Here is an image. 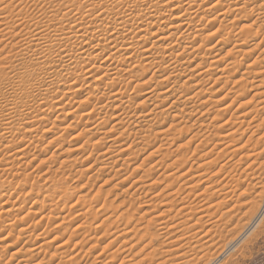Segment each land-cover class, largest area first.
I'll return each mask as SVG.
<instances>
[{"label":"rangeland","instance_id":"obj_1","mask_svg":"<svg viewBox=\"0 0 264 264\" xmlns=\"http://www.w3.org/2000/svg\"><path fill=\"white\" fill-rule=\"evenodd\" d=\"M11 1L13 0H0V7H3L4 3L5 5L10 4L7 5L8 12L7 9L5 11L0 10V19H3L0 26L3 25L4 27L1 26L3 30L0 27V31L3 32L0 33V59H2L0 61V239L5 237L4 245H0V264H264V108H259L264 105V81L262 77L264 73H261L264 72V67H262L264 64V12H262L264 11V0L257 1L255 11L253 9L250 11L249 7H247L249 10L246 9L243 13L241 12L243 10H240L242 15L239 14V10L233 9V6L238 7L239 4H229V8H232V10H230V14L228 13L229 17L226 16L223 21H220V17L217 18L218 20L213 19L218 13V8L223 6L214 7V4L217 2L227 3L226 0H196V2L188 3L192 8L191 12L193 10L198 12V19L194 22L195 25L193 24L198 32L196 35L190 34L186 38H179L178 45L169 49L177 54L184 46L185 51L190 50L188 45L199 46L197 50L189 55L184 52L182 56L180 54L176 57L178 61H182L183 65L181 64V66L183 69H181V66L177 67V64L171 61L176 59L174 57L175 53L172 54L173 52H171L170 57L166 55L169 54V50H166L169 46L166 45L154 47V51L149 54L151 62L149 59L145 60L140 51L145 44L150 42L152 36L147 34L144 37H139L144 32L139 33L134 28L142 27L146 22H139L140 26L136 25L137 23L134 26L132 24L128 25L131 27L128 28L127 26L129 30L138 32L132 39L135 47H133L134 54L132 55L130 52L127 55L128 57L125 55L126 60L124 57H116L113 61V68L108 71L109 73L102 72L105 70L103 64H101V60L104 59L102 56L90 60L83 57V59L78 58V56L77 59L67 62L69 66L67 64L64 67L63 62L53 56V53L47 54L42 57L43 59L37 58L39 50L41 51L40 46H32V48H29L30 51L28 49L20 50V52L14 50L20 49L22 45L25 46L23 44L25 41L22 40L27 38L28 31L31 34L32 27H35L34 24L46 27L49 20L52 23L60 22V13L67 9H72L74 14L71 13L70 15L72 17L70 20H72L76 16H80L79 13L74 11L75 8L79 7V10L81 9L83 13L93 9L94 16L103 7L112 8L114 12L116 10V13L119 14L125 12L124 8H126V11L129 9L126 13L136 14L137 11V14H139L143 12L142 7L138 8L133 1H128L125 5H118L120 10L112 5L111 0H72L73 2L71 0H28V3H25V0H16V3L14 0L15 3L13 4ZM201 2L203 3L200 4V8H197ZM93 7L98 8L97 12ZM22 8L24 10H20ZM26 10L27 12H25ZM13 11L15 12L12 13ZM57 11L60 13L56 14ZM43 12H46L47 15ZM112 12V15L103 16V19L94 22L96 32L100 33L102 30V32L106 31L107 33L112 30L111 27L114 23L110 22L112 21L111 17L116 16ZM163 13L165 19L173 20L169 12L165 13L163 11ZM15 14L18 16L16 17ZM40 14L41 16H38ZM51 14L52 16H49ZM243 14L246 16L244 17ZM44 15L50 18H43ZM54 15L55 17H53ZM27 16L28 19H26ZM91 16L93 15L91 14L88 19H91ZM14 20L15 22H12ZM50 22L49 24H52ZM66 22L63 21V23ZM105 22L109 23L105 24ZM18 23H22L20 24L21 28L17 25ZM29 24L32 27L29 28ZM242 24L245 26L242 27L244 32L241 30L239 34L238 30H240ZM14 25H16L15 29ZM26 27L28 28L26 29ZM21 29L23 30L21 31ZM167 30V27H162L160 32H166ZM173 30L174 28L171 31L175 32ZM226 32H230V40L227 38L229 42L225 43L224 46L219 43L220 47H215V50H211L212 53L208 55V48L212 47L211 45L214 44L217 38ZM249 32H251L250 35ZM49 34L44 33L41 35L39 43H47L46 40L50 36L53 38L52 32ZM226 34L228 35V33ZM167 35H169L167 42L175 41V38H177L176 34L167 33ZM243 35H247L248 38ZM242 36L246 38L243 39ZM224 37L226 36L224 35ZM238 37L245 40L243 47L232 45ZM17 42H21L17 44L19 47L15 46ZM107 42V40L100 41L101 49L107 48L105 47L108 46L106 44H109ZM119 42L123 43L124 41L117 39V43L120 45ZM163 46H166L164 47L166 49ZM33 48L38 51H34ZM233 48L240 49L235 50ZM241 49L243 52L244 50L245 52L248 51L243 53ZM229 50H231V54ZM33 51L36 53H33ZM164 53L166 54L164 55ZM213 53L219 55L213 56ZM28 54L29 56H27ZM217 55L219 58H223L220 61L221 64L218 62L208 69L206 74H199V72L207 69L206 63ZM234 57L235 60L231 63L239 62L238 67L232 64L237 67L236 69L229 63L230 59L232 60ZM170 58L171 60H168ZM138 60L142 64H139ZM145 61H149V63L147 64ZM225 61L229 63V68L228 63L225 65ZM168 62H171L172 65L174 63L176 70L178 69V71L175 70L167 74L169 79L176 80L174 85L170 83L171 80H160V77L166 74L168 70L160 71L159 69L168 67ZM55 66H57L56 69H54ZM89 66H93L95 69L99 68L93 77H85L88 74H83ZM226 66L231 70H227ZM245 66L247 69H245ZM155 67H158L159 71ZM258 68H261V70L259 71ZM49 69L52 76L49 75ZM114 69H117V73H115L116 71L112 72ZM141 69H147L148 71ZM244 69L246 71H242ZM256 70H258V73ZM46 72L47 74H45ZM242 73L245 75H242ZM96 74H99V77L102 75L100 77L102 79L97 78ZM195 74L196 78H194ZM110 75L111 77H108ZM200 75L204 76L201 77V81H198ZM43 76L52 78L48 81L47 78L44 80ZM148 76H151V78ZM70 77L73 79H70ZM218 77H221V79L218 80ZM110 78L111 80H109ZM76 80L75 84H77L68 93L64 84ZM116 80H118V83L115 84ZM110 81L111 83L114 82L111 84ZM202 82L204 87L203 85L200 86ZM168 84L173 91L169 89ZM212 84L213 86H211ZM79 85L82 87H79ZM91 85L94 88L93 90L90 87ZM75 87H79L81 90H75ZM108 87L116 90L121 89L122 94L117 91L120 96L126 92L125 96L119 97L121 102L120 99L116 100L115 97L111 96L114 91H109L110 93L108 92L105 96L102 95ZM198 89L202 92L195 93ZM149 94H151V97L145 98ZM188 94H192L191 98ZM63 95L64 97L61 98ZM184 95L185 97H183ZM219 95L225 96L219 99ZM177 97L182 99L178 100ZM192 98L195 101L191 103ZM202 98H208V100L203 103ZM126 101L130 103L127 104ZM119 102L123 105L120 106ZM177 102L180 103L178 106L175 105ZM227 102L230 104L228 108H226L227 106L224 107L228 104ZM181 103L184 105L181 106ZM187 103L190 108L186 106ZM13 104L15 105L13 109H16L14 113L11 109ZM47 105L53 108H49ZM61 106H63L62 110L59 109ZM92 106H95V108H92ZM192 106L194 107L193 110H191ZM222 106L224 107L223 110L226 109L225 111L220 110L219 107ZM175 107H180V109ZM182 107H185V109ZM177 111L182 118L177 116ZM180 112H183L184 115ZM129 113H133L132 115L135 118H132ZM23 114L27 115L23 116ZM82 114L85 117L81 116ZM88 115L89 117H86ZM112 116H114L113 119ZM119 116L118 120L117 117ZM141 116L144 117L141 118ZM15 117H17L16 120L13 119ZM23 117L25 118L23 119ZM4 120H7L5 124ZM94 125L97 126L94 128ZM181 127L186 129L184 130ZM231 127L234 130L228 132ZM221 133L225 137L224 139ZM232 133H235V135ZM229 134H232V138L235 139H229L233 141H231L232 145L230 141H226ZM249 136L250 139H248ZM254 139H256V142ZM257 140L259 141L257 142ZM200 146L203 148L201 149ZM214 147L216 150L213 149ZM234 148L237 150L235 151ZM232 149L235 151L234 154L231 153ZM209 150L212 152L210 151L211 153L208 154ZM102 151H105V155ZM218 152L222 153L217 154ZM111 154L112 156H109ZM215 155L218 157L213 158L212 156ZM243 155L246 157H243ZM209 156L216 160L211 162L213 159ZM224 161L227 162L226 170H220L225 163ZM205 163L208 164L205 165ZM200 167L203 170L201 171L203 172L202 179L212 174L215 176L213 179L216 180L214 183L213 181L209 182V184L206 183L208 181H204L205 183L202 182L199 187H194L195 190L193 191L186 190L188 189L186 186L192 185L191 183L195 180L192 177L194 176L192 172L194 173ZM205 168L207 169L205 170ZM227 169H230V172ZM175 173L178 174L175 176ZM188 173L192 176L190 177ZM166 175L170 178H167ZM205 184H213L207 192L203 189ZM223 184L227 188L224 189L226 191L224 195V191L221 190L224 186H221V189L218 187ZM174 185H181L184 188L177 197L171 196L173 198H168L166 194ZM212 195L216 196L209 200ZM221 195L224 198L221 199ZM180 196L183 197L182 201L179 199ZM220 200L223 203H219ZM2 202L7 203L5 205ZM199 204L203 206L200 207ZM13 207L18 210H13ZM78 213L80 214L78 215ZM159 218L165 220L164 223L162 222L163 224H161L160 221L162 220ZM160 224L163 227L165 225V227L161 228ZM169 227L171 228L169 229ZM166 228L168 232L165 231ZM36 237L38 239L42 237V240L40 239L42 242L38 239L34 240ZM39 242L43 243L42 245L39 244L40 247L38 246ZM3 243L0 242V244ZM9 244L11 246H8ZM72 257L74 259H70Z\"/></svg>","mask_w":264,"mask_h":264},{"label":"bare ground","instance_id":"obj_2","mask_svg":"<svg viewBox=\"0 0 264 264\" xmlns=\"http://www.w3.org/2000/svg\"><path fill=\"white\" fill-rule=\"evenodd\" d=\"M10 1V0H9ZM14 1V0H13ZM13 1H11L12 2V4L13 3H15L16 2V0H15V2H13ZM19 1V0H18ZM24 1V0H23ZM23 1H21V2H23ZM28 0H25V3H28L29 1H31V0H29L28 2H27ZM66 1V0H65ZM68 1V0H67ZM72 1V0H71ZM78 1V0H77ZM89 1H91V0H89ZM107 1V0H106ZM128 1H133L134 2V4H136V6L139 8V7H142L143 8V12H141V13H139V14H137L138 12L136 11V14L134 13V14H132V13H126V12H128V10L126 11V8H124L125 9V12H123V13H121V14H119V13H116V10H115V12H114V10H112V8H104L103 7V9L101 10V11H99V12H97V9L98 8H94V10L98 13V14H96V16H94V12H93V9H90V10H87L86 11V13H83V11H81V9L79 10V8H75L74 9V11H75V13H79L80 14V16H74L75 18L74 19H72V20H70L72 17H70V15H71V13H72V9H67V10H65L63 13H60V12H62L61 11V9H59V11H57L56 12V14H58V13H60V16L61 17H59L60 18V22H54V23H52V22H50V20H49V22L50 23H52V24H49V22H48V26H46V27H44V26H39L38 24H34L35 25V27L33 28L32 26H30V24L32 25V23H30L29 24V28L30 27H32V31H31V34H30V31H28V36H27V38L24 40H22L24 43V45L25 46H21V48L19 49L18 48V50H14V51H19L20 52V50H24V49H28V51H30L29 50V48L31 47L32 48V46H35V45H37V46H40L41 47V51L39 50V53H38V57L37 58H40V59H43L42 57H44V56H46L47 54H50V53H53L54 55L53 56H56L57 58H58V60L61 62H63V66L65 65H67L69 62L68 61H70V60H74V59H77V57L78 58H85V59H88V60H90V59H95V58H99L100 56H102L104 59L103 60H101V64H103V67H104V71H102V72H105V73H109L108 71H111V69L113 68L112 66H113V61L115 60V58L116 57H118V58H123L124 57V59H125V55H126V57H128L127 55L131 52L132 53V55L134 54L133 53V49L135 48L134 46H133V42H132V39H134V36H136L137 35V33L139 32H144L143 34H140V36L139 37H144L145 35H150V36H152V39L150 40V42L149 43H147V44H145V46H144V48H142L141 49V53L143 54L142 56H144V58H145V60L146 59H149V54L151 53V51H154L153 50V48L154 47H159V46H161V45H166V46H169V48L168 49H166V48H164V47H166V46H163V48L164 49H166V50H169V49H171V48H173L174 46H177L178 44V40H179V38H186V37H188V36H190V34H193V35H196V33L198 32V29H195L194 27H193V24L195 25V21H196V19H198L197 17H198V12L197 11H194L193 10V12H191L192 11V8H190V6H189V4L188 3H190V2H196V0H168V1H166V0H111L110 2H112V5H115L116 6V8H118L119 9V6L120 5H122V4H126ZM198 1V0H197ZM205 1V0H204ZM227 1V3L225 2H217L216 4H214V7L216 6H219V5H223L222 7H220V8H218V13L216 14V17H214L213 19H217L218 17H220L219 19H220V21L222 20L223 21V19L224 18H226V16H228L229 17V15H228V13L230 12V10H232V8H229L230 6H229V4H239V5H243V6H239L238 5V7L237 6H233V9H237V10H239L238 12H240V10H243V11H241L242 13L244 12V11H246V9H247V7H249L250 8V11L253 9L254 10V8H256L257 6V1L258 0H226ZM73 2V1H72ZM7 3H9L8 1H7ZM6 3V4H7ZM17 3V2H16ZM69 3V2H68ZM132 3V2H131ZM203 2H201V3H199V7H197V8H200V4H202ZM243 3V4H242ZM3 4V3H2ZM22 4V3H21ZM71 4V3H70ZM79 4V3H78ZM92 4V3H91ZM96 4V3H95ZM134 4H132V5H134ZM195 4H197V3H195ZM235 4V5H236ZM8 5V4H7ZM5 5V3L3 4V7H0V10H6L7 9V7L10 5ZM23 5V4H22ZM25 6H26V4H24ZM67 5V4H66ZM72 5V4H71ZM76 5V4H75ZM109 5V4H108ZM119 5V6H118ZM132 5H130L131 7H132ZM191 5H193V4H191ZM213 5V4H212ZM13 6H15V5H13ZM17 6H19V5H17ZM34 6V5H33ZM93 6V5H92ZM118 6V7H117ZM128 6H129V4H128ZM135 6V5H134ZM22 7V6H21ZM31 7V6H30ZM102 7V6H101ZM109 7V6H108ZM126 7H127V5H126ZM16 8V7H15ZM14 8V9H15ZM115 8V7H114ZM121 8V7H120ZM134 8V7H133ZM242 8H244V9H242ZM264 8V7H263ZM41 9V8H40ZM39 9V10H40ZM45 9V8H44ZM86 9V8H85ZM117 9V10H118ZM189 9H191V10H189ZM206 9V8H205ZM257 9V8H256ZM261 9V8H260ZM16 10H17V8H16ZM20 10H24L23 8L22 9H20ZM20 10H19V12H20ZM38 10V11H39ZM79 10V11H78ZM120 10V9H119ZM122 10V9H121ZM142 10V9H141ZM198 10V9H197ZM216 10V9H215ZM236 10V11H237ZM247 10H249V9H247ZM261 10H263V9H261ZM3 11V12H4ZM7 12L9 11L8 9L6 10ZM73 11V12H74ZM114 12L115 14H116V16H112L111 18H112V21H110V22H113L114 23V25H112V27H111V29L112 30H110L109 32H107L106 33V31H103L102 32V30H101V32L99 33V32H96L95 31V26H94V22H96V21H99L103 16L105 17V16H109V14H111V12ZM163 11L166 13V12H169L170 13V15L172 16V18L171 19H173V20H171V21H169L168 19H165L164 18V16H163ZM190 11V12H189ZM255 11V10H254ZM253 11V12H254ZM15 11H13L12 13H14ZM23 12V11H22ZM25 12H27V10L25 11ZM35 12V11H34ZM55 12V11H54ZM54 12H52V13H54ZM112 12V13H113ZM202 12V11H201ZM237 12V13H238ZM241 12L239 13L240 15H242L241 14ZM262 12H264V11H262ZM11 13V12H10ZM11 13V14H12ZM24 13V12H23ZM44 13V12H43ZM42 13V14H43ZM251 13V12H250ZM260 13V12H259ZM6 14V13H5ZM8 14V13H7ZM18 14H20V13H18ZM35 14H37V13H35ZM34 14V15H35ZM44 14H46V12L44 13ZM55 14V15H56ZM73 14V13H72ZM93 15V16H91L92 18L91 19H88V17H90V15ZM118 14V15H117ZM191 14H192V16H191ZM203 14V13H202ZM230 14V13H229ZM234 14V13H233ZM262 14V13H261ZM3 15V14H2ZM22 15H24V14H22ZM47 15V14H46ZM55 15L53 16V17H55ZM74 15V14H73ZM112 15V14H111ZM110 15V16H111ZM114 15V14H113ZM167 15V14H166ZM237 15V14H236ZM244 15V14H243ZM14 16V15H13ZM12 16V17H13ZM15 16H16V14H15ZM18 16V15H17ZM16 16V17H17ZM20 16H21V14H20ZM19 16V18H21ZM38 16H41V14L40 15H38ZM49 16H52V14L51 15H49ZM48 16V17H49ZM168 16H169V14H168ZM234 16V15H233ZM239 16V15H238ZM237 16V17H238ZM246 15H244V17H245ZM247 16H249V15H247ZM257 16V15H256ZM259 16V15H258ZM11 17V16H10ZM43 18L44 17H46L45 15L44 16H42ZM48 17H46V18H48ZM100 17V18H99ZM166 17V16H165ZM235 17V16H234ZM249 17H251V16H249ZM248 17V18H249ZM261 17V16H260ZM14 18V17H13ZM37 18V17H36ZM50 18V17H49ZM236 18V17H235ZM257 18V17H256ZM7 19V18H6ZM15 20H17L16 18H14ZM24 19V18H23ZM26 19H28V16H27V18ZM37 19H39V18H37ZM42 19V18H41ZM52 19V18H51ZM55 19V18H54ZM57 19H58V17H57ZM57 19H55V20H57ZM103 19V18H102ZM228 19V18H227ZM229 19H232V18H229ZM254 19H255V17H254ZM1 20H3L2 18L0 19V22H1ZM15 20L14 21H12V22H15ZM35 20V19H34ZM218 20V19H217ZM226 20V19H225ZM247 20V19H246ZM245 20V21H246ZM5 21V20H4ZM10 21V20H9ZM19 21V20H18ZM21 21V20H20ZM48 21V20H47ZM63 21L65 22V21H67L66 23H63ZM102 21V20H101ZM100 21V22H101ZM138 21V22H137ZM142 21H145L146 23H145V25L144 26H142V27H138V28H134V30H136V31H138V32H136V31H132V30H129L128 28L130 27V26H128V25H133L134 26V24H136V25H139L140 26V24H138L139 22L141 23ZM237 21V20H236ZM240 21V20H239ZM255 21V20H254ZM253 21V22H254ZM23 22H25V21H23ZM22 22V23H23ZM35 22H37V21H35ZM230 22V21H229ZM253 22H251V24H253ZM22 23H18L17 25H19V27L21 26L20 24H22ZM39 23L41 24V22L39 21ZM109 23V22H108ZM107 22H105V24H108ZM14 24V23H13ZM44 24V23H43ZM102 24H104V23H102ZM112 24V23H111ZM245 24V23H244ZM46 25V24H45ZM162 25V26H161ZM2 27H3V25H1ZM0 26V27H1ZM12 27H13V25H11ZM10 26V27H11ZM15 26L16 25H14V29H15ZM127 26H128V28H127ZM241 26V25H240ZM255 26H257V25H255ZM259 26H260V24H259ZM1 27V28H2ZM7 27V26H6ZM11 27V28H12ZM18 27V26H17ZM109 27V26H108ZM162 27H167V31L166 32H160V30L162 29ZM244 28L245 26L242 24V26H241V28ZM251 27V26H250ZM4 28V27H3ZM3 28H2V30H3ZM21 28V27H20ZM19 28V29H20ZM28 27H26V29H27ZM99 28H101V26H99ZM131 28V27H130ZM172 28H174V30L173 31H175V32H172L171 31V29ZM225 28V27H224ZM240 28V30H238V33L240 34L241 33V30L243 31V28L241 29ZM8 30L10 29L9 27L7 28ZM110 29V28H109ZM153 29V30H152ZM155 29V30H154ZM250 29V28H249ZM13 30V29H12ZM23 29H21V31H22ZM48 30V32H46ZM260 30V29H259ZM49 31H51L52 32V35H53V38H51L52 36H50V38H48V40H46L47 39V37H46V35H44L45 37H46V41H47V43H44V44H40L39 43V37L41 36V35H43L44 33L46 34V33H50L51 34V32H49ZM2 31H0V33H1ZM244 32V31H243ZM252 32V31H251ZM251 32H249V35L251 34ZM3 33V32H2ZM97 33H99V34H97ZM167 33H172L173 35H177V38H175V41H171V42H167V40H168V37H169V35H167ZM226 33H228V35L226 34ZM224 35L226 36V37H224V35H221L219 38H217V40L214 42V44L213 45H211L212 47H209L208 49V55H210V53H212L211 52V50H215V47H220V45H219V43H221V45L222 46H224V45H226L225 43H227V42H229V33L230 32H226ZM232 33V32H231ZM237 33V32H236ZM247 33V32H246ZM253 33V32H252ZM264 33V32H263ZM19 34V33H18ZM27 34V33H26ZM49 34V35H50ZM243 34V33H242ZM6 35V34H5ZM231 35V34H230ZM233 35V34H232ZM231 35V36H232ZM248 35V36H249ZM21 36V35H20ZM23 36V35H22ZM234 36H235V34H234ZM233 36V37H234ZM239 36V35H238ZM243 36H246L247 37V35H243ZM243 36H242V38H243ZM256 36V35H255ZM264 36V35H263ZM16 37V36H15ZM42 37V36H41ZM246 37H244V38H246ZM13 38V37H12ZM226 38V39H225ZM229 40H228V39ZM243 38V39H244ZM248 38V37H247ZM117 39H119V41L121 40V41H124L123 43H121V42H119L120 43V45L117 43ZM252 39V38H251ZM251 39H249V40H251ZM263 39V38H262ZM45 40H41V41H45ZM103 40H107L108 42L107 43H109V44H106V45H108V46H105V45H103V46H105V47H107V48H105V49H101V43H100V41H103ZM232 40V39H231ZM233 40H234V38H233ZM20 41V40H19ZM21 41V42H22ZM94 41H97L96 43L94 42ZM244 41L245 40H241V37L239 38H236V40H234L233 41V46L234 47H243V45H244ZM20 42V43H21ZM94 42V43H93ZM20 43H16V45L15 46H18L17 44H20ZM169 43H171L170 45H168ZM257 43H259V42H257ZM262 43V42H261ZM105 44V43H104ZM246 44V43H245ZM260 44V43H259ZM187 46V45H186ZM14 47V46H13ZM19 47V46H18ZM134 47V48H133ZM198 47L199 46H193V45H188V49L190 48V50H184L185 49V46L183 47V49L179 52L178 50H177V52H179V53H177L176 54V52L175 51H173V50H169V54L167 53H164V55L166 54L168 57H170L169 55H171V52H173L172 54H174L175 53V58L176 57H178V55H180L181 54V56H182V54L184 53V52H186L187 54L186 55H189L190 53H192V52H194V50H197L198 49ZM232 47V46H231ZM230 47V48H231ZM250 47V46H249ZM264 47V46H263ZM17 48V47H16ZM35 48V47H34ZM33 48V50L34 51H38V50H36V49H34ZM37 48V47H36ZM137 48V47H136ZM229 48V49H230ZM100 49V50H99ZM160 49H162V48H160ZM206 49V48H205ZM220 49V48H219ZM233 49H235V48H233ZM238 49H240V48H237V49H235V50H238ZM243 49V48H242ZM241 49V50H242ZM264 49V48H263ZM180 50V49H179ZM232 50V49H231ZM231 50H229V53L231 52ZM250 50V49H249ZM32 51V50H31ZM33 51V53H36V52H34ZM165 51V50H164ZM163 51V52H164ZM248 51V50H247ZM246 51V52H247ZM18 52V53H19ZM233 52H235L234 50H233ZM242 52H243V50H242ZM244 52H245V50H244ZM243 52V53H244ZM245 52V53H246ZM26 53V52H25ZM24 53V54H25ZM29 53V52H28ZM160 53V52H159ZM203 53H205V52H203ZM228 53V52H227ZM214 54V53H213ZM216 54H218V53H215L213 56H215ZM231 54V53H230ZM19 55H20V53H19ZM153 55V54H152ZM177 55V56H176ZM203 55H205V54H203ZM219 55V54H218ZM218 55L216 56V57H212V59L209 61V62H207L206 63V65H207V69H205V70H203V71H201V72H199V74L200 73H204V74H206V71H208V69H210L213 65H215L216 63H220V61L223 59L222 57H218ZM227 55H229V54H227ZM27 56H29V54L27 55ZM31 56H32V54H31ZM52 56V57H53ZM131 56V54L129 55V57ZM11 57H13V56H11ZM55 57V58H56ZM164 57V56H163ZM166 57V56H165ZM172 57V56H171ZM180 57V56H179ZM30 58V57H29ZM82 58V59H83ZM151 58V57H150ZM159 58V57H158ZM185 58H187V57H185ZM27 59V58H26ZM34 59V58H33ZM44 59H46V58H44ZM48 59V58H47ZM51 59V58H50ZM49 59V60H50ZM53 59H54V57H53ZM165 59V58H164ZM180 59V58H179ZM182 59V58H181ZM226 59V58H225ZM2 59H0V61H1ZM32 60V59H31ZM36 60V59H35ZM120 60V59H119ZM121 60H123V59H121ZM126 60V59H125ZM137 60V59H136ZM163 60V59H162ZM168 60H171V58L170 59H168ZM167 60V61H168ZM233 60H235V57H234V59H230V62H229V60H227L229 63H231ZM256 60V59H255ZM255 60H253V61H255ZM42 61V60H41ZM43 61H45V60H43ZM52 61V60H51ZM50 61V62H51ZM71 61V62H72ZM144 61V60H143ZM149 61L151 62V60L149 59ZM149 61H145V63H149ZM153 61V60H152ZM172 62H174V63H176L177 64V67H179V66H181V64H182V61H178V59L176 58L175 60H171ZM186 61V60H185ZM203 61V60H202ZM5 62H7V61H5ZM38 62H39V60H38ZM57 62V61H56ZM68 62V63H67ZM120 62V61H119ZM141 61H139L138 60V63L139 64H142V63H140ZM156 62V61H155ZM201 62V61H200ZM226 62V61H225ZM228 62H226V64L225 65H227V63ZM235 62V61H234ZM237 62H238V60H237ZM52 63V62H51ZM50 63V64H51ZM76 63V62H75ZM144 63V62H143ZM171 62H168V67H165V68H156L157 70L159 69L160 71H162V70H164V69H167L168 70V72L166 73V74H162L163 76H161L160 77V80L161 81H170L171 79H169V77H167L168 75L167 74H170L172 71H175L176 70V65L173 63V65L172 64H170ZM187 63V62H186ZM196 63H198V62H196ZM229 63H228V65H229ZM239 63V62H238ZM238 63H231V66H233L232 64H234V65H237ZM250 63V62H249ZM253 63V62H252ZM40 64H41V62H40ZM54 64V63H53ZM59 64V63H58ZM90 64V63H89ZM94 64V63H93ZM152 64H153V62H152ZM201 64V63H200ZM199 64V65H200ZM221 64V63H220ZM241 64V63H240ZM251 64V63H250ZM57 65V64H56ZM71 65H72V63H71ZM91 65V64H90ZM144 66L146 65V64H143ZM150 65V64H149ZM157 65V64H156ZM183 65V64H182ZM187 65H189V64H187ZM198 65V64H197ZM224 65V66H225ZM252 65V64H251ZM64 66V67H65ZM68 66H69V64H68ZM73 66V65H72ZM75 66V65H74ZM120 66V65H119ZM128 66V65H127ZM134 66V65H133ZM195 66V65H194ZM194 66H193V68H194ZM223 66V65H222ZM221 66V67H222ZM253 66V65H252ZM251 66V67H252ZM56 67L57 66H55V68L54 69H56ZM62 67V66H61ZM71 67V66H70ZM141 67H143V66H141ZM140 67V68H141ZM184 68H185V66H183ZM192 67V66H191ZM230 67V65L228 66V68ZM233 67H235V66H233ZM237 67H238V65H237ZM237 67H235V69L237 68ZM262 67H264V64H263V66ZM4 68V67H3ZM50 68V67H49ZM53 68V67H52ZM72 68V67H71ZM115 68V67H114ZM117 68V67H116ZM146 68V67H145ZM151 68V67H150ZM190 68V67H189ZM193 68H191V69H193ZM226 68H227V66H226ZM227 68V70H231V69H228ZM232 68V67H231ZM45 69V68H44ZM47 69V68H46ZM54 69H53V71H54ZM59 69H61V68H59ZM63 69V68H62ZM61 69V70H62ZM103 69V68H102ZM128 69V68H127ZM133 69V68H132ZM148 69V68H147ZM146 69V70H147ZM181 69H183L182 68V66H181ZM196 69V68H195ZM219 69H221V68H219ZM233 69V68H232ZM245 69H247L246 68V66H245ZM242 70V71H246V70ZM250 69V68H249ZM50 70V69H49ZM69 70H71V69H69ZM68 70V71H69ZM99 70V68H97V69H95L93 66H89V67H87L85 70H84V72H83V74L84 75H87V76H85V77H93V75H95V72L96 71H98ZM141 70H143V69H141ZM146 70H143V71H146ZM158 70V71H159ZM185 70V69H184ZM225 70V69H224ZM223 70V71H224ZM258 70L260 71L261 70V68L259 69L258 68ZM258 70H256V72L258 71ZM44 71H46V70H44ZM48 71V70H47ZM67 71V72H68ZM72 71V70H71ZM70 71V72H71ZM74 71H76V70H74ZM73 71V72H74ZM113 71H116L115 73H117V69H114V70H112V72ZM148 71V70H147ZM176 71H178V69L176 70ZM193 71V70H192ZM222 71V72H223ZM239 71V70H238ZM69 72V73H70ZM102 72H100V73H102ZM155 72L157 73V71L155 70ZM232 72V71H231ZM247 72H250V71H247ZM43 73V72H42ZM51 70H50V72H49V75L50 76H52L51 74ZM99 73V74H100ZM127 73V72H126ZM137 73V72H136ZM143 73H145V72H143ZM159 73V72H158ZM173 73H176V72H173ZM198 73V72H197ZM196 73V74H197ZM258 73V72H257ZM260 73V72H259ZM262 74L264 73V72H261ZM45 74H47V72L45 73ZM72 74H74V73H72ZM81 74V73H80ZM99 74H96L97 75V78L99 77L98 75ZM118 74H119V72H118ZM138 74V73H137ZM147 74V73H146ZM180 74V73H179ZM178 74V75H179ZM196 74H195V77L194 78H196ZM240 74V73H239ZM244 73H242V75H243ZM49 75H47V76H49ZM70 75H71V73H70ZM78 75V74H77ZM105 75V74H104ZM103 75V76H104ZM107 75V74H106ZM150 75V74H149ZM202 75V74H201ZM200 75V79L198 78L197 80L199 81H201V77H203V76H201ZM221 75V74H220ZM237 75V74H236ZM245 75V74H244ZM47 76L46 77H44L43 76V78H44V80L47 78ZM75 76H76V74H75ZM82 76V75H81ZM102 76V75H101ZM100 76V77H101ZM147 76V75H146ZM177 76V75H176ZM199 76V75H198ZM207 76V75H206ZM228 76V75H227ZM241 76V75H240ZM239 76V77H240ZM246 76H247V74H246ZM257 76V75H256ZM261 76V75H260ZM54 77H55V75H54ZM72 77V76H71ZM70 77V79H73V78H71ZM73 77H74V75H73ZM95 77V76H94ZM99 77V78H100ZM105 77V76H104ZM107 77V76H106ZM108 77H111V75L110 76H108ZM118 77H119V75H118ZM123 77V76H122ZM143 77V76H142ZM148 77H150L151 78V76H148ZM191 77V76H190ZM223 77H225V76H223ZM222 77V78H223ZM242 77H244V76H242ZM257 77H259V76H257ZM263 77V81H264V76H262ZM262 77H261V79H262ZM43 78H41V79H43ZM50 78H52V77H50ZM50 78H47L48 79V81L50 80ZM57 78V77H56ZM55 78V79H56ZM75 78V77H74ZM115 78V77H114ZM117 78V77H116ZM120 78V77H119ZM118 78V79H119ZM139 78V77H138ZM221 79V77H218V80H220ZM94 79V78H93ZM100 79H102V78H100ZM99 79V81H101ZM121 79V78H120ZM153 79V78H152ZM205 79H207V78H205ZM260 78H259V80H261ZM44 80H43V82H44ZM68 80V79H67ZM66 80V81H67ZM78 80V79H77ZM77 80L76 81H73L72 83H71V81L70 82H67L66 84H64V86H65V89H66V91L68 92V93H70L72 90L71 89H73L74 87L73 86H75L76 84H75V82H77ZM109 80H111V78L109 79ZM115 80V79H114ZM122 80H124V79H122ZM135 80V79H134ZM175 80V79H174ZM174 80H171V84H175L176 83V80L174 81ZM238 80V79H237ZM241 80H242V78H241ZM258 80V79H257ZM258 80V81H259ZM42 81V80H41ZM52 81V80H51ZM159 81V80H158ZM246 81V80H245ZM262 81V82H263ZM40 82V81H39ZM46 83H47V81H45ZM96 82V81H95ZM114 82V81H113ZM112 82V83H113ZM116 82L118 83V80H116L114 83L116 84ZM121 82V81H120ZM135 82V81H134ZM187 82V81H186ZM194 82H195V80H194ZM204 82V81H203ZM203 82H202V84L200 85V86H202L203 85V87H204V84H203ZM251 82V81H250ZM50 83V82H49ZM64 83V82H63ZM68 83H70L69 85H68ZM84 83V82H83ZM90 83V82H89ZM104 83V82H103ZM110 83H111V81H110ZM111 83V84H112ZM248 83V82H247ZM81 84V83H80ZM86 84V83H85ZM98 84H100V83H98ZM114 84V86H116ZM121 84V83H120ZM123 84H124V82H123ZM144 84V83H143ZM214 84V83H213ZM213 84L211 85V86H213ZM263 84H264V82H263ZM37 85V84H36ZM40 85H41V83H40ZM81 85H83V84H81ZM81 85H79V87H82ZM100 85H102V84H100ZM105 85V84H104ZM172 85V86H173ZM187 85V84H186ZM195 85H198V84H195ZM244 85H245V83H244ZM247 85V84H246ZM260 85V84H259ZM107 86H109V85H107ZM110 86H112V85H110ZM211 86H210V89H211ZM35 87V86H34ZM55 87H56V85H55ZM73 87V88H72ZM77 87V86H76ZM75 87V90H79L80 88L78 87V88H76ZM90 87H92V85L90 86ZM89 87V88H90ZM101 87V86H100ZM104 87V86H103ZM168 87H169V84H168ZM182 87V86H181ZM207 87V86H206ZM221 88H222V86H220ZM40 88V87H39ZM96 88V87H95ZM98 88H99V86H98ZM172 87L170 86L169 87V89H171ZM185 88V87H184ZM198 88V87H197ZM36 89V88H35ZM42 90H43V87L41 88ZM94 88L92 87V90H93ZM152 89V88H151ZM177 89V88H176ZM208 89V88H207ZM243 89V88H242ZM81 90V89H80ZM121 89H119V90H116V89H114V88H111V87H108L104 92L103 91H100V92H103L102 93V95L103 96H105L106 94H108V92L110 91V92H112V91H114V92H112V95L111 96H113V97H115L116 98V100H118V99H120L119 101L121 102V98H119V97H122V96H125V93L122 95V96H120V94H122V92L123 91H120ZM155 90V89H154ZM166 90H168V89H166ZM172 90V89H171ZM196 90V89H195ZM194 90V91H195ZM205 90V89H204ZM203 90V91H204ZM218 90H219V88H218ZM35 91H37V90H35ZM63 91V90H62ZM117 91H120V92H118V93H120L119 95L117 94ZM173 91V90H172ZM171 91V92H172ZM201 90H197L195 93H199ZM206 91V90H205ZM204 91V92H205ZM220 91H221V89H220ZM40 92H43V91H40ZM74 92V91H73ZM109 92V93H110ZM149 92V91H148ZM175 92V91H174ZM202 92V91H201ZM216 92V91H215ZM68 93H66V94H68ZM152 93V92H151ZM155 93H156V91H155ZM159 94H162V93H160V92H158ZM157 93V94H158ZM165 93V92H164ZM169 93H170V91H169ZM180 93V92H179ZM190 93V92H189ZM193 93V92H192ZM64 95H65V93H63ZM152 94H154V93H152ZM158 94V95H159ZM194 94V93H193ZM221 94V93H220ZM37 95V94H36ZM64 95L61 97V98H63L64 97ZM172 95V94H171ZM189 95V97L191 98V95L190 94H188ZM198 95V94H197ZM255 95V94H254ZM38 96V95H37ZM40 96V95H39ZM103 96H101V97H103ZM127 96V95H126ZM145 96V95H144ZM163 96V95H162ZM167 96V95H166ZM193 96H195V95H193ZM225 96V95H224ZM224 96H218L219 97V99H221V97H223L224 98ZM108 97V96H107ZM128 97V96H127ZM127 97H126V99H127ZM147 97H151V94H149L148 96H146L145 98H147ZM154 97H156V96H154ZM153 97V98H154ZM168 97V96H167ZM181 97H182V95H181ZM183 97H185V95L183 96ZM188 97V96H187ZM43 98V97H42ZM144 98V99H145ZM179 97H177V99H178ZM222 98V99H223ZM130 99V98H129ZM151 99V98H150ZM155 99V98H154ZM154 99H152V100H154ZM169 99V98H168ZM180 99H182V98H180ZM180 99H178V100H180ZM185 99V98H184ZM187 99V98H186ZM189 99V98H188ZM187 99V100H188ZM193 99V98H192ZM191 99V100H192ZM197 99V98H196ZM204 99V100H203ZM42 100H44V99H42ZM56 100V99H55ZM58 100H60V99H58ZM156 100V99H155ZM186 100V101H187ZM208 100V98H202V102L203 103H205L206 101ZM224 100V99H223ZM122 101H123V99H122ZM129 101V100H128ZM128 101H126L127 102V104L128 103H130V102H128ZM142 101V100H141ZM145 101H146V99H145ZM144 101V102H145ZM161 101V100H160ZM193 101H195L194 99L191 101V103L193 102ZM67 102V101H66ZM116 102H118V101H116ZM120 102L118 103V104H120ZM176 102V101H175ZM183 102H185L184 100H183ZM188 102V101H187ZM54 103V102H53ZM52 103V105H54ZM57 103V102H56ZM143 103V102H142ZM199 103H200V99H199ZM228 103V102H227ZM226 103V104H227ZM12 104V103H11ZM28 104V103H27ZM178 104H180V103H178L177 102V104L175 103V105H177L178 106ZM186 104V103H185ZM188 104V103H187ZM197 104V103H196ZM202 104V103H201ZM46 105V104H45ZM60 105V104H59ZM94 105V104H93ZM123 105V104H122ZM121 104H120V106H122ZM174 105V104H173ZM184 105V104H183ZM182 105V103H181V106H183ZM230 106V104L228 103L227 105H223L224 107H226V108H228L229 106ZM12 106V105H11ZM15 105L13 104V106L11 107V109H13V107H14ZM17 106V105H16ZM37 106V105H36ZM96 106H97V104H96ZM119 106V107H120ZM187 107H189V104L188 105H186ZM219 107V108H221L220 110H222V111H225L226 109H222V108H224V107ZM47 107H49V108H53V107H51V106H49V105H47ZM127 107H128V105H127ZM193 107V106H192ZM197 107V106H196ZM10 108V107H9ZM30 108V107H29ZM41 108V107H40ZM92 108H95V106L93 107L92 106ZM121 108V107H120ZM158 108V107H157ZM162 108V107H161ZM176 108V107H175ZM182 108H184L185 109V107H182ZM190 108V107H189ZM260 109L261 108H264V105L262 106V107H259ZM36 109V108H35ZM59 109L60 110H62L63 109V106H61V107H59ZM58 109V110H59ZM119 109V108H118ZM125 109H126V107H125ZM147 109V108H146ZM176 109H180V107L179 108H176ZM194 109V107L191 109V110H193ZM206 109V108H205ZM8 110H10V109H8ZM14 110H16V109H13V113H14ZM162 110V109H161ZM187 110V109H186ZM191 110H189V111H191ZM255 111H256V109H254ZM253 110V111H254ZM7 111V110H6ZM23 111V110H22ZM39 111H41L40 109H39ZM39 111H38V113H39ZM91 111V110H90ZM143 111V110H142ZM148 111V110H147ZM180 111H184V110H180ZM208 111V110H207ZM10 113L12 112V110L11 111H9ZM18 112V111H17ZM30 112V111H29ZM34 112V111H33ZM37 112V111H36ZM43 112V111H42ZM93 112H94V110H93ZM119 112V111H118ZM128 112V111H127ZM136 112V111H135ZM153 112V111H152ZM155 112V111H154ZM161 112V111H160ZM164 112V111H163ZM204 112V111H203ZM206 112V111H205ZM218 112H219V110H218ZM221 112V111H220ZM257 113H258V111H256ZM12 113V114H13ZM16 113V112H15ZM23 113V112H22ZM25 113V112H24ZM37 113V114H38ZM69 113V112H68ZM84 113H86V112H84ZM88 113H89V111H88ZM176 113H178V111L176 112ZM180 113H182L183 114V112H180ZM191 113V112H190ZM6 114V113H5ZM9 114V113H8ZM11 114V115H12ZM17 114V113H16ZM19 114H21V113H19ZM33 114V113H32ZM40 114V113H39ZM38 114V115H39ZM124 114V113H123ZM130 114V113H129ZM133 113H131L130 115H132ZM168 114V113H167ZM173 114V113H172ZM189 114V113H188ZM233 114V113H232ZM7 115V114H6ZM10 115V116H11ZM24 115H27V114H23V116ZM86 115H87V113H86ZM122 115V114H121ZM128 115V114H127ZM143 115H144V113H143ZM148 115V114H147ZM151 115H153V114H151ZM155 115V114H154ZM171 115V114H170ZM184 115V114H183ZM243 115V114H242ZM1 116V115H0ZM18 116V115H17ZM20 116V115H19ZM81 116H84L85 117V115H81ZM145 116V115H144ZM144 116H141V118L142 117H144ZM179 118H182L181 116H179V113H178V115H177ZM244 116V115H243ZM5 117H8V116H5ZM34 117V116H33ZM37 117V116H36ZM44 117V116H43ZM86 117H89V115L88 116H86ZM115 117H116V115H115ZM138 117V116H137ZM146 117V116H145ZM18 118H20V117H18ZM25 117H23V119H24ZM31 118V117H30ZM100 118V117H99ZM114 118V116H112V119ZM118 118H120V116L119 117H117V119ZM132 118H135V117H133V115H132ZM140 118V119H141ZM146 118H148V117H146ZM151 118V117H150ZM157 118H158V116H157ZM4 119H7V120H11V119H8V118H4ZM13 119H17V117H15V118H13ZM41 119H43V118H41ZM87 119V118H86ZM116 119V118H115ZM154 119V118H153ZM252 119V118H251ZM250 119V120H251ZM7 120H4V124H5V121H7ZM119 120V119H118ZM118 120H116V121H118ZM122 120V119H121ZM130 120V119H129ZM137 120V119H136ZM142 120V119H141ZM144 120V119H143ZM154 120H156V119H154ZM172 120V119H171ZM228 120V119H227ZM3 121V120H2ZM34 121H35V119H34ZM97 121V120H96ZM157 121V120H156ZM163 121V120H162ZM177 121H178V118H177ZM183 121V120H182ZM189 121V120H188ZM230 121V120H229ZM228 121V122H229ZM252 121V120H251ZM23 122V121H22ZM128 122V121H127ZM159 122V121H158ZM164 122V121H163ZM226 122V121H225ZM231 122V121H230ZM26 123V122H25ZM120 123V122H119ZM93 124V123H92ZM94 124H96V123H94ZM114 124V123H113ZM121 124V123H120ZM151 124V123H150ZM179 124V123H178ZM8 125H10L9 123H8ZM180 125V124H179ZM97 126V125H96ZM95 125H94V128L96 127ZM153 126V125H152ZM174 126V125H173ZM92 127V126H91ZM186 127V126H185ZM224 127V126H223ZM135 128V127H134ZM181 128H183V127H181ZM92 129V128H91ZM184 130L186 129V128H183ZM225 129H227V128H225ZM224 129V130H225ZM238 129V128H237ZM11 130V129H10ZM156 130V129H155ZM228 130V129H227ZM229 130H230V128H229ZM234 130V128L232 129V127H231V130L230 131H228V132H231V131H233ZM27 131H30V130H27ZM159 131V130H158ZM238 131V130H237ZM141 132V131H140ZM150 132V131H149ZM228 132H227V134H228ZM185 133V132H184ZM224 133V132H223ZM244 133V132H243ZM139 134V133H138ZM150 134H151V132H150ZM160 134V133H159ZM233 135H235V133H232ZM228 135L227 137H229L226 141H230L229 139H234V138H232V136L233 135ZM242 134V133H241ZM147 135V134H146ZM221 135H222V137H223V134L221 133ZM134 136V135H133ZM139 136V135H138ZM163 136V135H162ZM3 137V136H2ZM112 137V136H111ZM137 137V136H136ZM147 137V136H146ZM220 137V136H219ZM231 137V138H230ZM138 138V137H137ZM172 138V137H171ZM174 138V137H173ZM225 137H223V139H224ZM155 139H158V138H155ZM154 139V140H155ZM177 139H179V138H177ZM186 139V138H185ZM190 139V138H189ZM223 139H222V141H223ZM248 139H250V136H249V138ZM252 139V138H251ZM203 140V139H202ZM218 140L221 142V140L218 138ZM235 140V139H234ZM255 140V142H256V139H254ZM148 141V140H147ZM151 141V140H150ZM177 141V140H176ZM191 141V140H190ZM190 141H188V142H190ZM204 141V140H203ZM225 141V140H224ZM232 141V140H231ZM231 141H230V143H231ZM245 141H246V139H245ZM259 140H257V142H258ZM118 142V141H117ZM149 142V141H148ZM233 142V141H232ZM254 142V141H253ZM161 143V142H160ZM165 143V142H164ZM203 143V142H202ZM213 143H215V142H213ZM212 143V144H213ZM224 143V142H223ZM216 144V143H215ZM217 144H219V143H217ZM222 144V143H221ZM224 144H226V143H224ZM126 145V144H125ZM129 145V144H128ZM173 145H175V144H173ZM178 145H180V144H178ZM177 145V146H178ZM200 145H202L201 143H200ZM223 145V144H222ZM231 145H232V143H231ZM252 145V144H251ZM259 145V144H258ZM127 146V145H126ZM219 146V145H218ZM227 146V145H226ZM201 147V146H200ZM209 147H211V146H209ZM222 147V146H221ZM234 147H237V146H234ZM238 147H240V146H238ZM258 147V146H257ZM203 147H201V149H202ZM246 148V147H245ZM249 148V147H248ZM252 148V147H251ZM26 149V148H25ZM119 149V148H118ZM122 149V148H121ZM204 149H205V146H204ZM203 149V150H204ZM213 149H215V147L213 148ZM242 149V148H241ZM122 150H124V149H122ZM159 150V149H158ZM216 150V149H215ZM234 150H235V148H234ZM233 149H232V151H231V153H233V152H235ZM247 150V149H246ZM254 150V149H253ZM172 151V150H171ZM211 150H209L208 151V154H209V152H210ZM103 152V151H102ZM105 152V151H104ZM103 152V155H105V153ZM107 152H109V151H107ZM158 152V151H157ZM212 152V151H211ZM210 152V153H211ZM224 152H225V147H224ZM223 152V153H224ZM255 152V151H254ZM119 153V152H118ZM167 153V152H166ZM219 153H222V152H218L217 154H219ZM230 153V154H231ZM247 153V152H246ZM252 154H253V152H251ZM88 154V153H87ZM107 155H108V153H106ZM120 154V153H119ZM234 154V153H233ZM236 154V153H235ZM89 155H91V154H89ZM88 155V156H89ZM99 155H100V153H99ZM102 155V156H103ZM116 155V154H115ZM130 155V154H129ZM167 155V154H166ZM245 155H247V154H245ZM245 155H243V157L245 156ZM254 155V154H253ZM101 156V157H102ZM109 156H112V154L111 155H109ZM114 156V155H113ZM217 155H215V156H212L213 158L214 157H216ZM234 156V155H233ZM92 157V156H91ZM106 157H108V156H106ZM130 157V156H129ZM176 157V156H175ZM211 156H209V158H210ZM211 157V159H213ZM218 157V156H217ZM246 157V156H245ZM111 158V157H110ZM174 158V157H173ZM97 159V158H96ZM99 159V158H98ZM123 159V158H122ZM180 160V159H179ZM216 159H213V160H211V162L212 161H215ZM227 160H228V157H227ZM128 161V160H127ZM237 161V160H236ZM187 162V161H186ZM225 162V161H224ZM224 162H222V163H224ZM93 163V162H92ZM161 163V162H160ZM214 163V162H213ZM208 164V163H207ZM206 163H205V165H207ZM212 164V163H211ZM116 165V164H115ZM226 165H227V162H225L224 164H223V166L220 168V170H226ZM108 166H110V165H108ZM246 166H249V165H246ZM245 166V167H246ZM86 167V166H85ZM179 167V166H178ZM105 168V167H104ZM174 168V167H173ZM195 168H197V167H195ZM195 168H192V169H195ZM234 168V167H233ZM2 169V168H1ZM175 169V168H174ZM177 169H179V168H177ZM203 169V168H202ZM207 168H205V170H206ZM87 170V169H86ZM108 170V169H107ZM176 170V169H175ZM175 170H173V171H175ZM180 170V169H179ZM178 170V171H179ZM182 170H184V169H182ZM219 170V171H220ZM228 170V169H227ZM230 170V169H229ZM228 170V171H229ZM232 170V169H231ZM1 171V170H0ZM172 171V170H171ZM177 171V170H176ZM181 171V170H180ZM190 171V170H189ZM188 171V172H189ZM194 171V170H193ZM201 171H203V170H201V167L200 168H198L194 173L192 172V174H194V176H192L190 173H188V174H190L189 176L191 177H194L195 178V180H193V182L191 183L192 185H190V186H186V188H188V189H186V190H188V191H193V190H195V189H193L194 187H199L200 185H201V183L202 182H204V181H208V182H206L207 184H209V182H212L213 181V183H214V181L216 180H214L213 178H215V176L214 175H212L210 172H209V174H211V175H209L208 173H207V175H209V176H207V177H204L203 179L201 178L202 177V175H203V172H201ZM4 172V171H3ZM2 172V173H3ZM169 172V171H168ZM185 172V171H184ZM183 172V173H184ZM201 172V174H199ZM224 172H226V171H224ZM230 172V171H229ZM234 172H235V170H234ZM97 173V172H96ZM171 173V172H170ZM170 173H169V175H170ZM174 173V172H173ZM180 173V172H179ZM186 173H187V170H186ZM178 174V173H177ZM176 173H175V176L177 175ZM185 174V173H184ZM196 174V175H195ZM250 174V173H249ZM204 175H206V174H204ZM217 175H220V174H217ZM237 175V174H236ZM251 175V174H250ZM167 176V175H166ZM227 176V175H226ZM233 176V175H232ZM170 177H171V175H170ZM169 176H167V178H170ZM173 177V176H172ZM184 177V176H183ZM182 177V178H183ZM164 178H165V176H164ZM174 179H176L175 177H173ZM180 178V177H179ZM221 178V177H220ZM219 178V179H220ZM247 179V178H246ZM183 181H186V180H184V179H182ZM181 180V181H182ZM225 180V179H224ZM232 180H233V178H232ZM235 180H236V178H235ZM237 180H238V178H237ZM240 180V179H239ZM167 181H168V179H167ZM173 181H175V180H173ZM218 181V180H217ZM221 181V180H220ZM223 181V180H222ZM229 181V180H228ZM179 182V181H178ZM188 182V181H187ZM186 182V183H187ZM225 182H227V181H225ZM231 182H234V181H231ZM238 182V181H237ZM180 183V182H179ZM205 183V182H204ZM221 184H222V182H220ZM220 183H218V184H220ZM178 184V183H177ZM207 184H205V185H207ZM215 184H216V182H215ZM237 184V183H236ZM175 185H176V183H175ZM174 185V186H175ZM182 185V184H181ZM181 185H179V186H172V188L171 189H169L170 191H168L169 193H167L166 195L168 196V198L170 197V198H173V197H177V195L179 194H181L180 192H181V190H183V188H182V186ZM203 186L202 188L205 190V192H207V191H209L211 188H212V185L213 184H211V185H207V186ZM225 184H223V185H220V186H218L219 188L221 187V186H224ZM228 185V184H227ZM47 186V185H46ZM51 186V185H50ZM53 186V185H52ZM171 186V185H170ZM183 186H185V185H183ZM229 186V185H228ZM237 186V185H236ZM175 188V190H174V188ZM218 187H216L217 189H218ZM237 187H239V186H237ZM236 187V188H237ZM166 188H169V187H166ZM215 188V187H214ZM226 187L224 186V188L223 189H221V190H223L224 191V189H225ZM231 188V187H230ZM55 189V188H54ZM227 189V188H226ZM185 190V189H184ZM233 190V189H232ZM163 191V190H162ZM167 192V191H166ZM217 192H219V191H217ZM226 191H224V193H223V195L224 194H226L225 193ZM175 193V194H174ZM213 193V192H212ZM173 194V195H172ZM183 194V193H182ZM213 194H216V193H213ZM221 194V193H220ZM242 194V193H241ZM223 195H221L220 197H221V199L222 198H224V197H222ZM171 196H173V197H171ZM182 196H184V195H182ZM182 196H180L179 197V199H180V201H182V199H183V197ZM213 196H216V195H212L211 197L212 198H210L209 200H211V199H213ZM225 197H226V195H225ZM214 199H216V198H214ZM7 201V200H6ZM173 202L175 201L174 199L172 200ZM213 201V200H212ZM170 202H171V200H170ZM2 203H7V202H2ZM205 203V202H204ZM219 203H223L221 200H220V202ZM166 204V203H165ZM164 204V205H165ZM207 204V203H206ZM225 204V203H224ZM6 205V204H5ZM202 205V204H201ZM201 205L199 204V206L201 207ZM218 205V204H217ZM258 205V204H257ZM2 206H4V205H2ZM155 206V205H154ZM203 206V205H202ZM205 206V205H204ZM216 206V205H215ZM259 206V205H258ZM11 207H12V205H11ZM46 207V206H45ZM173 207V206H172ZM181 207V206H180ZM212 207V206H211ZM4 208V207H3ZM14 208V207H13ZM203 208V207H202ZM257 208V207H256ZM13 210H18L16 207L13 209ZM255 211V210H254ZM147 212V211H146ZM161 212V211H160ZM170 212V211H169ZM159 213V212H158ZM157 213V214H158ZM163 213H165V212H163ZM166 213H168V212H166ZM220 213V212H219ZM224 213V212H223ZM80 213H78V215H79ZM152 215V214H151ZM154 215V214H153ZM166 215V214H165ZM44 216V215H43ZM46 216V215H45ZM159 217H161L162 218V216H160V215H158ZM164 216V215H163ZM167 216H168V214H167ZM169 216H170V214H169ZM222 217V216H221ZM221 217H220V219H221ZM166 218V217H165ZM160 219V218H159ZM205 219V218H204ZM160 220H162V219H160ZM164 221L165 220H162V221H160L161 222V224H163L164 223ZM200 221V220H199ZM246 221H248V220H246ZM163 222V223H162ZM205 222V221H204ZM253 222V221H252ZM160 224V227L161 228H164L165 227V225H164V227L162 226ZM114 226H115V224H114ZM168 226V225H167ZM193 226V225H192ZM141 227V226H140ZM172 227V226H171ZM171 227H169V229L171 228ZM137 228V227H136ZM168 228V227H167ZM167 228L165 229V231L167 230ZM129 229V228H128ZM118 230V229H117ZM162 230V229H161ZM213 230V229H212ZM115 231V230H114ZM164 231V230H163ZM162 231V232H163ZM122 232V231H121ZM141 232V231H140ZM161 232V231H160ZM166 232H168V231H166ZM40 233H41V231H40ZM126 233V232H125ZM128 233V232H127ZM140 235V234H139ZM179 235V234H178ZM191 235V234H190ZM149 236V235H148ZM194 237V236H193ZM149 238V237H148ZM184 238V237H183ZM190 238V237H189ZM38 238L36 237V239H34V240H37ZM42 240V237H39V241L40 242H42L41 240ZM94 239V238H93ZM89 240V239H88ZM0 242L1 243H3V242H5V237H3V238H1L0 239ZM38 243V246L40 247V245L39 244H41V243ZM171 242H174V241H171ZM7 243V242H6ZM43 244V243H42ZM41 244V245H42ZM0 245H4V243L3 244H0ZM197 245V244H196ZM8 246H11L10 244L8 245ZM37 246V247H38ZM174 246V245H173ZM30 247V246H29ZM34 247V246H33ZM177 248V247H176ZM32 249V248H31ZM37 251V250H36ZM117 251V250H116ZM184 251V250H183ZM33 252V251H32ZM158 252H159V250H158ZM169 252V251H168ZM14 253V255H15V251L13 252ZM12 253V254H13ZM101 253V252H100ZM161 254V253H160ZM38 255V254H37ZM100 255V254H99ZM13 256V255H12ZM32 256V255H31ZM71 257V256H70ZM198 257V256H197ZM23 258H25L24 256H23ZM70 259H74L73 257L72 258H70ZM21 260V259H20ZM24 260V259H23ZM185 260V259H184ZM26 261V260H25ZM74 261V260H73ZM75 262V261H74ZM101 262V261H100ZM106 261L104 260V263H105ZM33 263V262H32ZM79 263V262H78Z\"/></svg>","mask_w":264,"mask_h":264}]
</instances>
